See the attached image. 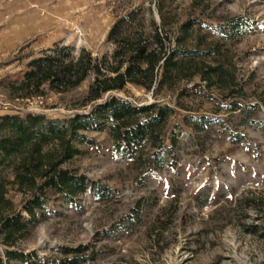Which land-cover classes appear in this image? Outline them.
I'll return each instance as SVG.
<instances>
[{
  "label": "rangeland",
  "instance_id": "rangeland-1",
  "mask_svg": "<svg viewBox=\"0 0 264 264\" xmlns=\"http://www.w3.org/2000/svg\"><path fill=\"white\" fill-rule=\"evenodd\" d=\"M160 1L167 29L180 35L192 21L189 43H212L205 61L222 64L227 78L182 80L159 99L131 84L115 93L135 106L171 107L158 156L149 142L124 151L109 124L80 131L84 140L73 142L78 152L64 167L85 191L69 199L49 190L33 218L26 196L7 184L6 198L29 225L13 246L0 233V258L17 250L36 255L11 263L264 264V0H0V117L89 113L92 105H79L91 78L23 100L12 87L56 44L74 57L82 48L111 53L115 21L140 9L145 24L160 22ZM230 23L236 31L220 34ZM2 177L13 178L9 166Z\"/></svg>",
  "mask_w": 264,
  "mask_h": 264
},
{
  "label": "trees",
  "instance_id": "trees-1",
  "mask_svg": "<svg viewBox=\"0 0 264 264\" xmlns=\"http://www.w3.org/2000/svg\"><path fill=\"white\" fill-rule=\"evenodd\" d=\"M162 2L158 4L162 12L160 22L152 17L145 24L139 17L140 9L120 16L108 33V41L114 46L111 53L93 56L82 48L74 57L71 47L56 44L32 59L23 79L12 87L13 98L23 100L43 96L47 90L67 93L91 78L79 106L92 107L89 113H75L62 120L36 114L0 117V167L9 166L13 175L12 179L0 178V233L4 244L15 245L29 225L6 198L7 184L26 196L23 209L33 218L36 209L46 202L49 190L69 199L85 191L83 179L64 167L78 152L73 142L84 140L80 131L109 124L111 136L124 151L141 148L149 142L157 149L158 156L163 143L161 132L172 113L171 107L160 102L135 106L115 93L125 91L131 84L153 91L159 99L161 91L173 90L182 80L200 76L208 81L216 78L224 82L227 78L222 64L212 66L205 61L212 54V43L202 37L195 44L189 43L192 21L181 27L180 35L167 29ZM219 30L220 34L224 30L234 33L236 24L223 25ZM160 164L157 158L156 165ZM5 254L7 260L0 258V264H18L11 262H23L36 252L7 250Z\"/></svg>",
  "mask_w": 264,
  "mask_h": 264
}]
</instances>
